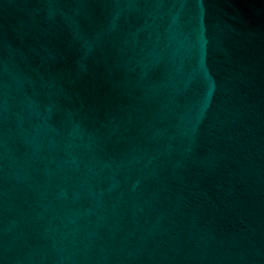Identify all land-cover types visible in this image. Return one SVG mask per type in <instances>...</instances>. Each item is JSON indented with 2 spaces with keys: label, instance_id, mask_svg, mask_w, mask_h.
I'll return each mask as SVG.
<instances>
[{
  "label": "water",
  "instance_id": "95a60500",
  "mask_svg": "<svg viewBox=\"0 0 264 264\" xmlns=\"http://www.w3.org/2000/svg\"><path fill=\"white\" fill-rule=\"evenodd\" d=\"M0 264H264V0H0Z\"/></svg>",
  "mask_w": 264,
  "mask_h": 264
}]
</instances>
